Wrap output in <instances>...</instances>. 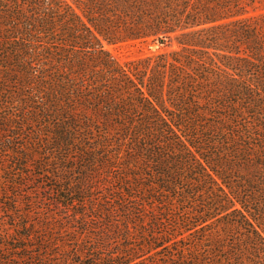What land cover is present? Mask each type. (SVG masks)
Returning <instances> with one entry per match:
<instances>
[{
  "label": "trees",
  "instance_id": "1",
  "mask_svg": "<svg viewBox=\"0 0 264 264\" xmlns=\"http://www.w3.org/2000/svg\"><path fill=\"white\" fill-rule=\"evenodd\" d=\"M0 264H264V0H0Z\"/></svg>",
  "mask_w": 264,
  "mask_h": 264
},
{
  "label": "rangeland",
  "instance_id": "2",
  "mask_svg": "<svg viewBox=\"0 0 264 264\" xmlns=\"http://www.w3.org/2000/svg\"><path fill=\"white\" fill-rule=\"evenodd\" d=\"M106 48L120 62L131 61L138 57L151 55L159 50L169 49L157 43L143 42H122L116 44L105 43ZM27 168H25L26 170ZM29 187L34 186L33 183L28 184ZM43 192V190H42Z\"/></svg>",
  "mask_w": 264,
  "mask_h": 264
}]
</instances>
